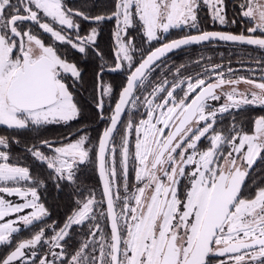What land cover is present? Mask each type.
<instances>
[{
	"label": "snow or ice",
	"instance_id": "obj_1",
	"mask_svg": "<svg viewBox=\"0 0 264 264\" xmlns=\"http://www.w3.org/2000/svg\"><path fill=\"white\" fill-rule=\"evenodd\" d=\"M226 8V0H112L93 14L65 0H0V126H68L86 110L105 124L95 144L84 128L25 142L35 173L12 155L22 141L0 135V245L10 248L0 264H264V114L238 119L250 106L264 110V75H226L222 65L184 75L164 59L215 40L264 52V0H240L231 21ZM203 9L241 30L200 29ZM109 21L115 47L105 52L97 38ZM185 29L197 34L165 35ZM88 61L91 105L80 97ZM106 71L126 74L108 115L115 92ZM85 165L98 172L99 198L79 187ZM48 181L78 194L62 225L47 222ZM22 227L30 238L15 235Z\"/></svg>",
	"mask_w": 264,
	"mask_h": 264
},
{
	"label": "trees",
	"instance_id": "obj_2",
	"mask_svg": "<svg viewBox=\"0 0 264 264\" xmlns=\"http://www.w3.org/2000/svg\"><path fill=\"white\" fill-rule=\"evenodd\" d=\"M101 46L100 48L109 52L111 50L112 45V35L106 29L101 33ZM221 41H210L203 42L202 44H193L188 47L176 50L174 52L169 53L165 59L166 65L173 68V72L175 67L180 65H184V68L181 69V72L184 75H192L196 72H202L205 67L211 68L213 65H222L223 70H225V66L231 58L232 53L235 51H227L225 45L219 44ZM199 62V66L197 65ZM97 64V63H96ZM82 67L86 68L85 77H84V85L80 90V97L83 101H86L89 105H91V92L92 85L91 81L93 78V68L94 63L92 61H88L86 65L82 64ZM110 66V65H109ZM123 71L104 74V81L106 83H110L113 85L115 95L112 97L111 101H108L106 98V106H105V114H109V107H113L114 102L118 96L120 86L125 81ZM156 79L161 78V69H157V72L154 74ZM172 75L168 74V79L172 80ZM262 113V110L259 106H250L245 113H242L238 119L249 120L258 116ZM139 118V117H137ZM231 117H227L224 120V123L227 124ZM105 124L102 121L96 120L91 111H85L83 117L80 120L71 122L68 126L63 125H49L44 128L33 130H13L6 129L4 126H0V135L4 136H13L14 139H20L21 144L17 145L15 143L11 146V152L14 158L19 157L20 162L26 166L32 168L33 172H37L38 169L33 165V161L29 157L28 159L24 158V146L25 142L27 144H31L33 142L39 141V139H49V140H59L68 135L70 132H74L77 129L84 128L89 134L93 144L96 143L98 136L102 132ZM206 143V141L204 142ZM254 176H257V173H253ZM78 184L80 189L87 195L88 190H95L97 197L99 198L101 189L100 183L97 177V173L95 168L92 165L82 166L81 172L79 173ZM42 201L45 202L46 206L49 208L51 213L50 218H48L47 222L50 224L53 221H56L58 224L62 225L65 219L66 214L70 211L73 202L78 198L77 192L73 190L71 187H64L58 189L54 186L53 181H48L46 184V188H42ZM51 235V233H48ZM18 239H26L30 238L32 235V231L30 228H22L21 232L15 234ZM10 250L9 246L0 245V256L6 255L7 251Z\"/></svg>",
	"mask_w": 264,
	"mask_h": 264
},
{
	"label": "flooded vegetation",
	"instance_id": "obj_3",
	"mask_svg": "<svg viewBox=\"0 0 264 264\" xmlns=\"http://www.w3.org/2000/svg\"><path fill=\"white\" fill-rule=\"evenodd\" d=\"M112 0H65V3L69 7L79 8L81 6H85L89 11H92L93 14H99L104 9L111 4ZM240 0H226L227 8V17L229 21H231L233 18H237L235 16L237 6L239 4ZM200 23L199 28L204 31H218V32H232V33H238L241 30L242 25L241 24H225L221 25L219 22L213 23L210 13L208 9H203L200 12ZM114 21L106 22L103 25V30H107L112 35V32L114 30ZM89 29V25L87 22H84L81 25V33L85 34ZM102 30V32H103ZM191 31L192 34H197V31L195 29H185L184 32H181L180 30H170L168 34H165L168 40L179 38L180 36L184 35L186 32ZM101 32V33H102ZM47 39V37H45ZM112 45L111 49H114V37L112 35ZM101 34L97 38L98 44L101 46ZM219 41V40H217ZM222 45H225L227 48V51L234 50L235 52L229 55L231 58L228 60L225 68V74L229 75L228 69L231 68L233 70V74L235 76H244L253 78L257 81H259L260 77L264 75V52L258 50L255 46H248V45H241L238 43L233 42H225L221 41ZM154 46H158L154 42ZM95 63H100L99 60H97ZM111 66V65H110ZM109 66V67H110ZM107 72V71H106ZM119 72V71H116ZM110 73V72H108ZM115 73V72H114ZM197 73V72H196ZM196 73L192 74V76H195ZM126 78V74H124ZM241 88L246 87L244 84L240 85ZM118 97V96H117ZM115 103V102H114ZM114 107V105H113ZM264 114V110H262V113L260 115ZM97 173V171H96ZM98 177V176H97ZM99 180V179H98ZM100 183V182H99ZM101 189V186H100ZM102 191V190H101ZM24 228V227H22ZM21 228V229H22ZM75 234V240H80L83 238L84 233L87 232V228L83 229H74Z\"/></svg>",
	"mask_w": 264,
	"mask_h": 264
},
{
	"label": "water",
	"instance_id": "obj_4",
	"mask_svg": "<svg viewBox=\"0 0 264 264\" xmlns=\"http://www.w3.org/2000/svg\"><path fill=\"white\" fill-rule=\"evenodd\" d=\"M213 32H218V31H213ZM186 47H188V46H186ZM185 48V47H184ZM174 51H176V50H174ZM173 51V52H174ZM169 54V53H168ZM167 54V55H168ZM107 72H110V73H114V72H112V71H107ZM103 131V130H102ZM102 133V132H101ZM97 176H98V179H99V182H100V186H101V190H102V184H101V181H100V178H99V175H98V172H97Z\"/></svg>",
	"mask_w": 264,
	"mask_h": 264
},
{
	"label": "rangeland",
	"instance_id": "obj_5",
	"mask_svg": "<svg viewBox=\"0 0 264 264\" xmlns=\"http://www.w3.org/2000/svg\"><path fill=\"white\" fill-rule=\"evenodd\" d=\"M8 199H12V200H18L17 197H8Z\"/></svg>",
	"mask_w": 264,
	"mask_h": 264
}]
</instances>
